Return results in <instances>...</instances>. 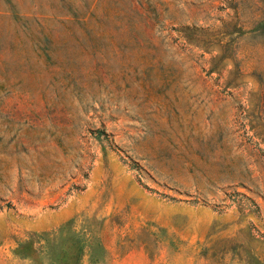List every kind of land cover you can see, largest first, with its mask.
I'll use <instances>...</instances> for the list:
<instances>
[{
    "label": "rangeland",
    "instance_id": "obj_1",
    "mask_svg": "<svg viewBox=\"0 0 264 264\" xmlns=\"http://www.w3.org/2000/svg\"><path fill=\"white\" fill-rule=\"evenodd\" d=\"M0 264H264V0H0Z\"/></svg>",
    "mask_w": 264,
    "mask_h": 264
}]
</instances>
